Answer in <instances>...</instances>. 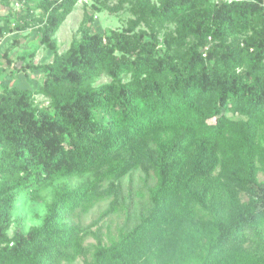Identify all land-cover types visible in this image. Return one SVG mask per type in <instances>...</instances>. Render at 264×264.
Returning a JSON list of instances; mask_svg holds the SVG:
<instances>
[{
	"label": "trees",
	"instance_id": "trees-1",
	"mask_svg": "<svg viewBox=\"0 0 264 264\" xmlns=\"http://www.w3.org/2000/svg\"><path fill=\"white\" fill-rule=\"evenodd\" d=\"M21 1L0 41L34 30L53 61L4 56L13 76L43 72L50 104L0 80V264H264V0H119L126 29L85 24L63 54L56 34L80 0ZM133 170L138 201L121 186ZM62 178L84 181L10 236L19 195ZM106 201L101 218L125 222L103 235L81 218Z\"/></svg>",
	"mask_w": 264,
	"mask_h": 264
},
{
	"label": "rangeland",
	"instance_id": "rangeland-1",
	"mask_svg": "<svg viewBox=\"0 0 264 264\" xmlns=\"http://www.w3.org/2000/svg\"><path fill=\"white\" fill-rule=\"evenodd\" d=\"M118 1L119 0H80L56 34L59 53H66L70 49L73 41L80 39L79 30L81 26L85 24H89L95 32L102 34L110 30L121 31L126 29L129 26V21L134 18V15L130 10V6H127L122 11H115ZM102 3H106V7L102 5ZM153 3H159V0H153ZM98 7L101 8V10H98ZM21 8V0H12L10 5H4L0 1V16H6L11 9L13 11H20ZM141 28L145 29L144 26ZM175 28L176 25L174 23H168L160 36L161 42H163L165 33L172 32ZM139 29L140 28H138L137 31ZM15 39L19 40V45H16L14 42ZM7 51L9 52L8 57L12 61V67L19 61L20 56L24 53L32 52L35 53L33 62L36 65L51 63L53 61L52 52L41 44L40 37L34 30H29L25 33L14 32L0 41V69L5 70L0 80L3 79L11 86L31 90L34 92L36 104L40 108L47 107L50 104V99L39 92L43 82V72L41 70L32 71L27 69L22 72H17L13 76L11 72L12 68L8 66L4 56ZM18 63L21 65L20 70H22L24 68V63L21 61ZM128 80L129 77H126L125 81ZM110 82L111 79L109 77L102 75L97 80L96 87L109 84ZM144 178L145 176L142 170H133L121 181L124 195L132 192L135 196V200L138 201L140 197L137 194L140 192L141 188H144ZM83 181L84 179L82 178L59 179L55 181L54 184L44 188L37 200L28 199L24 193H21L17 200L16 211L13 218L14 224L10 230V236L13 235L17 228L21 227L28 231L30 228L42 224L47 206L53 200L52 192L57 186L69 183L72 188H75ZM150 183H153V179H150ZM109 204L110 201L100 203L93 208L89 214L84 215L81 218L83 226L91 228V231L94 232L100 230L103 235L109 230L113 233H117L118 228L125 222V216L123 214H116L101 218L102 214L109 208ZM95 243L96 240L93 236L86 240L87 245ZM70 264H85V262L80 258Z\"/></svg>",
	"mask_w": 264,
	"mask_h": 264
},
{
	"label": "water",
	"instance_id": "water-1",
	"mask_svg": "<svg viewBox=\"0 0 264 264\" xmlns=\"http://www.w3.org/2000/svg\"><path fill=\"white\" fill-rule=\"evenodd\" d=\"M20 67H21V65L19 64V65H18V68L20 69Z\"/></svg>",
	"mask_w": 264,
	"mask_h": 264
}]
</instances>
